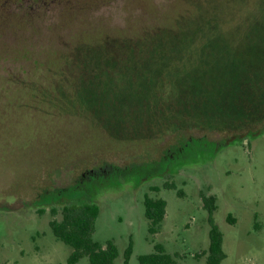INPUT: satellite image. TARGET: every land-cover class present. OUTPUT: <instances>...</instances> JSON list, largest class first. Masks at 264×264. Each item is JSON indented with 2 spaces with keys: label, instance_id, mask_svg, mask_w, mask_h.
<instances>
[{
  "label": "rangeland",
  "instance_id": "rangeland-1",
  "mask_svg": "<svg viewBox=\"0 0 264 264\" xmlns=\"http://www.w3.org/2000/svg\"><path fill=\"white\" fill-rule=\"evenodd\" d=\"M247 17L253 39L226 41ZM261 64L264 0H0V264H67L57 189L202 138L163 175L89 186L94 239L114 242L115 264L131 243L132 264L157 243L205 264L214 197L222 264H264V134L247 137L264 126ZM146 197L167 203L156 235Z\"/></svg>",
  "mask_w": 264,
  "mask_h": 264
},
{
  "label": "trees",
  "instance_id": "trees-1",
  "mask_svg": "<svg viewBox=\"0 0 264 264\" xmlns=\"http://www.w3.org/2000/svg\"><path fill=\"white\" fill-rule=\"evenodd\" d=\"M21 1L23 2L24 0ZM246 20L248 22L244 23L245 25H238L237 28L232 29L231 36L224 37L225 40L235 44H245L249 39H253V35L251 38L249 36L253 34L252 30L255 29H248L246 25H248L250 19L247 17ZM227 24L231 23L228 22ZM157 39L168 40L169 37L158 36ZM258 40L259 35H257V38L254 36L252 46L258 47ZM263 134L264 126L257 133L249 134L247 137L250 139ZM202 140L204 139H190L187 142V151L193 142L199 143ZM164 162L168 163V167L171 162L175 161L168 158V160L164 159ZM164 162L143 163L125 168L105 164L99 169L90 170L82 174L72 187L55 191L56 194L54 193L48 202L64 206L60 211L57 205L52 206L51 214L54 220L50 222V227L56 239L72 250L67 264H79L85 258L88 259V264H115L116 259L119 257L118 247L113 241L103 245L94 239L100 210L96 203L87 201L88 197L95 194L96 190L88 187L93 184L102 188L115 184L119 179L130 177L136 178L139 182H144L165 174L166 164ZM166 188L170 189L174 188V186L166 185ZM156 191L158 192V189ZM64 199L65 201H63ZM205 207L209 212L208 221L211 229L209 233V248L202 253V256L205 257V264H222L227 255L223 249L224 235L214 220V212L217 210L216 199L214 197L205 199ZM166 210L167 203L164 199L146 197L145 217L149 221L150 235L159 233L166 217ZM58 216H61L60 220L57 219ZM132 255L133 244L131 243L124 253V264H132ZM176 258L177 256L168 253L162 244L157 243L154 245V252L138 257V264H177Z\"/></svg>",
  "mask_w": 264,
  "mask_h": 264
},
{
  "label": "flooded vegetation",
  "instance_id": "flooded-vegetation-1",
  "mask_svg": "<svg viewBox=\"0 0 264 264\" xmlns=\"http://www.w3.org/2000/svg\"><path fill=\"white\" fill-rule=\"evenodd\" d=\"M187 147H188V144L186 143L185 145H183V147H180L178 149H175L173 151H170V153L168 154V156H166L165 158L167 160L169 158L170 160L176 161L177 159H179L180 157H182L187 152ZM173 163L174 162H171V165H173Z\"/></svg>",
  "mask_w": 264,
  "mask_h": 264
}]
</instances>
